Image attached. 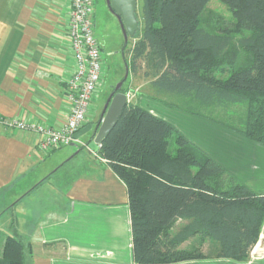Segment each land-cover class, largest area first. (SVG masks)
Segmentation results:
<instances>
[{
  "label": "trees",
  "instance_id": "1",
  "mask_svg": "<svg viewBox=\"0 0 264 264\" xmlns=\"http://www.w3.org/2000/svg\"><path fill=\"white\" fill-rule=\"evenodd\" d=\"M221 1L235 29L251 34L236 38L202 26L210 0H143L129 70L177 95L172 105L264 145V0ZM97 153L127 186L137 263L249 257L264 220V194L174 124L129 101ZM28 247L7 236L0 264H26Z\"/></svg>",
  "mask_w": 264,
  "mask_h": 264
},
{
  "label": "crops",
  "instance_id": "2",
  "mask_svg": "<svg viewBox=\"0 0 264 264\" xmlns=\"http://www.w3.org/2000/svg\"><path fill=\"white\" fill-rule=\"evenodd\" d=\"M69 13V0H0V115L52 127L65 122L71 108L66 82L75 70ZM127 68L128 100L143 107L138 93H151L152 87ZM184 117L187 126L175 116L163 119L264 194V145L218 123ZM40 138L0 124L1 249L7 236H19L29 244L26 264H140L133 256L124 181L97 152L81 151V146L77 152H47L39 147ZM168 264H264V220L246 260L213 257Z\"/></svg>",
  "mask_w": 264,
  "mask_h": 264
},
{
  "label": "rangeland",
  "instance_id": "3",
  "mask_svg": "<svg viewBox=\"0 0 264 264\" xmlns=\"http://www.w3.org/2000/svg\"><path fill=\"white\" fill-rule=\"evenodd\" d=\"M93 1L94 13L96 12L95 16L93 17L94 35L102 47V59L104 68L100 86L93 95L88 113V120L96 125L105 107L108 97L113 92L118 83L123 81L124 88L129 85L131 77L128 76V79L125 81L124 78L127 73V65L129 64L128 49L133 43V37H129V41L126 46L125 37L121 25L118 19L112 14V12L108 10L107 0ZM142 3L143 0H137L136 15L140 23ZM235 21L236 20L234 18L233 12L221 0H210L201 16V25L207 28L208 30L216 32L223 29H227L231 33H233L236 38L251 34L248 29L237 31L235 29ZM245 56L246 52H242L238 63H241ZM151 90V93H148L147 91L139 92L138 96L144 97L145 99L143 107L150 108V110H156V114H164V117L165 114L166 116H175L179 118L181 126H187L188 124H190V121L187 120L184 115H189L193 117L196 116L197 118L205 119L206 121L209 120L217 124V122L212 119L192 114L182 109L181 107L172 105L171 103H178L180 101L177 95L159 91L154 89L153 87ZM147 102L149 103L148 107L146 105ZM195 123L200 127V124L198 122ZM192 129L193 131L198 130L197 126H193ZM89 136L90 133L84 135L81 140L85 141L88 139ZM80 146V143H75L74 145L63 147L62 149L73 150L77 152L79 151ZM84 149L85 147L81 151H83ZM1 242L2 241H0V244ZM205 248L208 249V245H206ZM1 254L2 249L0 247V255Z\"/></svg>",
  "mask_w": 264,
  "mask_h": 264
},
{
  "label": "built area",
  "instance_id": "4",
  "mask_svg": "<svg viewBox=\"0 0 264 264\" xmlns=\"http://www.w3.org/2000/svg\"><path fill=\"white\" fill-rule=\"evenodd\" d=\"M69 3L67 34L75 58V70L66 82L67 99L71 108L65 122L59 127H52L19 117L0 115V124L5 128L30 130L40 135L39 147L47 152L74 142L87 147L86 141L75 140L74 134L91 123L88 120L89 108L104 70L102 47L94 35V1L69 0Z\"/></svg>",
  "mask_w": 264,
  "mask_h": 264
},
{
  "label": "water",
  "instance_id": "5",
  "mask_svg": "<svg viewBox=\"0 0 264 264\" xmlns=\"http://www.w3.org/2000/svg\"><path fill=\"white\" fill-rule=\"evenodd\" d=\"M110 11L115 13L118 19L125 40L134 37L139 30V20L136 15L137 0H107ZM128 76V68L125 78ZM123 81L119 82L114 91L110 94L102 112V117L95 124L87 123L82 129L74 134L75 140H81L88 133L86 140L90 151L98 152L108 132L116 125L124 107L128 104V94L122 91ZM95 125V126H94ZM91 133L94 134L91 137ZM77 142H74L75 144Z\"/></svg>",
  "mask_w": 264,
  "mask_h": 264
},
{
  "label": "flooded vegetation",
  "instance_id": "6",
  "mask_svg": "<svg viewBox=\"0 0 264 264\" xmlns=\"http://www.w3.org/2000/svg\"><path fill=\"white\" fill-rule=\"evenodd\" d=\"M107 7H108V10H110L108 4H107ZM111 12H112V11H111ZM112 14L115 16V13H114V12H112ZM115 17H116V16H115Z\"/></svg>",
  "mask_w": 264,
  "mask_h": 264
}]
</instances>
